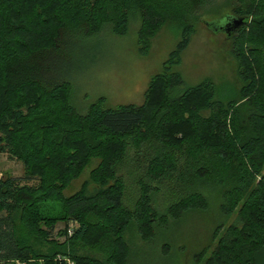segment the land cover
Wrapping results in <instances>:
<instances>
[{"label":"trees","instance_id":"trees-1","mask_svg":"<svg viewBox=\"0 0 264 264\" xmlns=\"http://www.w3.org/2000/svg\"><path fill=\"white\" fill-rule=\"evenodd\" d=\"M222 13L244 21L226 35L241 89L223 95L207 81L179 93L170 70L200 17ZM168 24L181 40L141 105L76 107L61 72L71 44L135 26L148 47ZM0 154L24 166L23 178L0 180L4 264H133L130 229L151 241L206 211L212 194L235 222L196 262L264 264V0H0ZM95 160L90 181L66 197Z\"/></svg>","mask_w":264,"mask_h":264},{"label":"rangeland","instance_id":"rangeland-1","mask_svg":"<svg viewBox=\"0 0 264 264\" xmlns=\"http://www.w3.org/2000/svg\"><path fill=\"white\" fill-rule=\"evenodd\" d=\"M228 18L225 13L214 18L200 17L180 63L170 70L182 77L183 84L177 89L179 93L207 81L214 82L223 95L241 89L243 83L238 64L231 55L232 44L221 32ZM180 40L181 32L168 24L152 38L148 47L139 42L135 26L123 36L104 33L83 43L71 44L70 56L62 63L61 72L72 83L74 104L81 111H86L100 98H105L111 107L141 105L151 79L163 72L166 63L169 66L170 56ZM96 165L95 160L80 178L71 183L64 195H74L85 182H89L90 172ZM0 176L23 178L24 166L8 154H0ZM128 185L127 206L136 192L134 184ZM90 188L92 190L93 185ZM43 207V210H50L51 216L62 213L58 206L47 204ZM233 218L227 219L220 214L218 197L212 194L206 211L193 212L182 221H170L167 226L157 228V236L151 241H141L136 231L130 229L127 240L133 264H198L195 258L200 257L204 249L207 252L203 259L210 256ZM64 225L58 223L53 234L64 229Z\"/></svg>","mask_w":264,"mask_h":264},{"label":"water","instance_id":"water-1","mask_svg":"<svg viewBox=\"0 0 264 264\" xmlns=\"http://www.w3.org/2000/svg\"><path fill=\"white\" fill-rule=\"evenodd\" d=\"M243 25L244 21L242 19L228 18L227 23L221 28V32L223 31L228 37H231L232 34L239 30Z\"/></svg>","mask_w":264,"mask_h":264},{"label":"built area","instance_id":"built-area-1","mask_svg":"<svg viewBox=\"0 0 264 264\" xmlns=\"http://www.w3.org/2000/svg\"><path fill=\"white\" fill-rule=\"evenodd\" d=\"M2 178H3V177L0 176V180H1ZM1 202H2V199H1V197H0V203H1ZM68 233H69V235H72V230L70 229ZM0 264H4V263H3L2 261H0ZM17 264H25V263H17Z\"/></svg>","mask_w":264,"mask_h":264}]
</instances>
